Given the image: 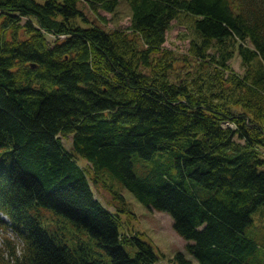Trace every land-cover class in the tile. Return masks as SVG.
Segmentation results:
<instances>
[{
  "label": "trees",
  "instance_id": "trees-1",
  "mask_svg": "<svg viewBox=\"0 0 264 264\" xmlns=\"http://www.w3.org/2000/svg\"><path fill=\"white\" fill-rule=\"evenodd\" d=\"M124 1L125 29L99 13L120 0H0V213L17 236L6 226L0 264H159L119 230L132 212L110 178L167 213L199 264H263L245 230L264 207V0ZM181 14L185 52L164 43ZM133 157L154 167L138 178Z\"/></svg>",
  "mask_w": 264,
  "mask_h": 264
},
{
  "label": "rangeland",
  "instance_id": "rangeland-1",
  "mask_svg": "<svg viewBox=\"0 0 264 264\" xmlns=\"http://www.w3.org/2000/svg\"><path fill=\"white\" fill-rule=\"evenodd\" d=\"M102 15L107 17L109 27H119L125 29L130 25V12L126 1L120 0L119 5L113 12V15L105 11H100ZM23 21V20H22ZM190 18L181 14L177 20H172L171 26L169 27L166 35L165 46L169 49H174L179 52H185L190 44V41L194 38V32L189 29ZM235 73L243 74L244 68L242 61L238 52L235 50L233 57L228 61ZM61 143L64 147L71 151V136L61 137ZM161 162L164 163L169 161L167 154L160 156ZM79 166L88 169L87 164L83 158H76ZM133 173L138 178H142L153 168L154 163L150 165L149 162L140 161L138 158H132ZM90 170V169H89ZM108 177V176H107ZM109 179V177H108ZM114 182V186L126 201V207L130 209L132 214L126 213L120 216L121 225L119 230L127 233L134 234L135 232H140L143 234L153 246L154 250L158 252L161 256L158 259L159 264H170L168 261L174 256L175 253L181 251L184 253L185 257L192 260V264H199L196 259L193 258L190 252L186 249V244L191 241H186L177 235L172 228V218L163 212H158L154 209H148L142 206L139 201L134 197L126 188L120 185L115 179L110 178ZM109 179V180H110ZM95 198L101 201L104 206L110 211L115 210L113 207L114 203L110 196V193L105 188L101 187L99 184H91ZM5 218L0 217V237L5 234V228L7 222ZM4 229V230H3ZM7 237L16 241L17 236L7 226L6 228ZM245 235L252 239L253 242L257 243L259 246L264 244V207H259L252 214V223L245 230ZM1 240V238H0ZM125 250L128 251L130 256H133L134 249L124 246ZM264 248V247H262ZM264 264V262H263Z\"/></svg>",
  "mask_w": 264,
  "mask_h": 264
},
{
  "label": "bare ground",
  "instance_id": "bare-ground-1",
  "mask_svg": "<svg viewBox=\"0 0 264 264\" xmlns=\"http://www.w3.org/2000/svg\"><path fill=\"white\" fill-rule=\"evenodd\" d=\"M0 217H1V218H3V217L5 218V216L3 215V213H0Z\"/></svg>",
  "mask_w": 264,
  "mask_h": 264
}]
</instances>
